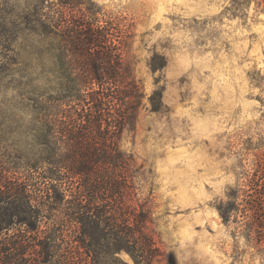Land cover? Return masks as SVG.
Listing matches in <instances>:
<instances>
[{"label":"rangeland","instance_id":"1","mask_svg":"<svg viewBox=\"0 0 264 264\" xmlns=\"http://www.w3.org/2000/svg\"><path fill=\"white\" fill-rule=\"evenodd\" d=\"M92 1L123 31L145 95L120 148L134 160L128 201L149 213L145 229L160 253L153 264H264L249 210L264 189V0ZM38 13L39 0H0L4 201L25 182L44 186L45 168L27 166L35 142L28 99L43 87L27 36ZM156 79L162 107L152 112Z\"/></svg>","mask_w":264,"mask_h":264},{"label":"trees","instance_id":"2","mask_svg":"<svg viewBox=\"0 0 264 264\" xmlns=\"http://www.w3.org/2000/svg\"><path fill=\"white\" fill-rule=\"evenodd\" d=\"M27 36L43 78L28 99L35 142L27 166L45 168L44 186L28 180L0 200L7 201L0 206V264H128L123 252L134 264H153L160 253L145 229L149 213L128 201L134 160L120 148L145 97L123 31L92 0H39ZM151 61L155 73L161 67ZM158 84L147 98L152 112L162 107ZM260 191L249 210L264 238ZM44 216L49 223L40 229Z\"/></svg>","mask_w":264,"mask_h":264}]
</instances>
